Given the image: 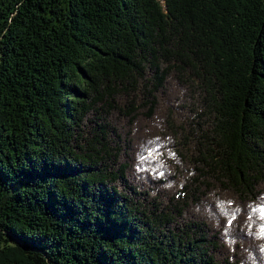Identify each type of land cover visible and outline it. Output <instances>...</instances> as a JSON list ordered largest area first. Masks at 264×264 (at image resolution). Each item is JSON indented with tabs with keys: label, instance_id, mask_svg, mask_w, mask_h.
I'll use <instances>...</instances> for the list:
<instances>
[{
	"label": "trees",
	"instance_id": "trees-1",
	"mask_svg": "<svg viewBox=\"0 0 264 264\" xmlns=\"http://www.w3.org/2000/svg\"><path fill=\"white\" fill-rule=\"evenodd\" d=\"M0 264H264V0H0Z\"/></svg>",
	"mask_w": 264,
	"mask_h": 264
},
{
	"label": "rangeland",
	"instance_id": "rangeland-1",
	"mask_svg": "<svg viewBox=\"0 0 264 264\" xmlns=\"http://www.w3.org/2000/svg\"><path fill=\"white\" fill-rule=\"evenodd\" d=\"M135 134H133V136H134ZM135 146V145H134Z\"/></svg>",
	"mask_w": 264,
	"mask_h": 264
},
{
	"label": "snow or ice",
	"instance_id": "snow-or-ice-1",
	"mask_svg": "<svg viewBox=\"0 0 264 264\" xmlns=\"http://www.w3.org/2000/svg\"><path fill=\"white\" fill-rule=\"evenodd\" d=\"M231 223V222H230Z\"/></svg>",
	"mask_w": 264,
	"mask_h": 264
}]
</instances>
